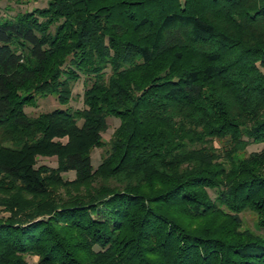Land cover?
I'll use <instances>...</instances> for the list:
<instances>
[{"label": "trees", "instance_id": "16d2710c", "mask_svg": "<svg viewBox=\"0 0 264 264\" xmlns=\"http://www.w3.org/2000/svg\"><path fill=\"white\" fill-rule=\"evenodd\" d=\"M49 95L66 108L26 113ZM252 144L264 0H47L0 15V264H264ZM246 211L263 234L241 231Z\"/></svg>", "mask_w": 264, "mask_h": 264}, {"label": "rangeland", "instance_id": "374dc122", "mask_svg": "<svg viewBox=\"0 0 264 264\" xmlns=\"http://www.w3.org/2000/svg\"><path fill=\"white\" fill-rule=\"evenodd\" d=\"M47 5V0H0V15L2 17L12 18L16 14L25 11H32L35 8H44ZM85 89V79L82 77L81 80L75 85L73 91V100L70 102L68 107L72 109H82L83 105V94ZM62 108L65 109L59 104L56 95H49L47 97H38L36 101V106H30L26 108V113L31 117H37L41 113L51 112L55 109ZM82 122H80L81 124ZM108 130L102 134L103 141L109 142L113 136L114 131L119 127L120 120L116 118L108 119ZM63 143L67 142V139L62 140ZM216 146L219 147L220 144L217 142ZM108 148V147H107ZM94 149L91 151V156L93 159V165L97 168L101 161L102 157L105 155L106 149ZM264 148V144H252L247 148V153H252L255 151H260ZM41 165H46L48 167H56L57 166V158H40L38 160L37 167ZM73 175H72V174ZM63 174L65 180L72 181L74 177V173ZM1 216H8L6 213H1ZM0 216V218H1ZM241 218L243 220V224L241 227V231H251L256 234H263L259 230L258 227V218L257 216L250 212L246 211L241 214ZM39 258L37 256H32L27 258L28 264H38Z\"/></svg>", "mask_w": 264, "mask_h": 264}]
</instances>
